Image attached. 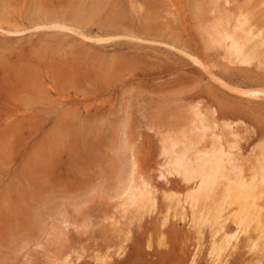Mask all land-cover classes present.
<instances>
[{
	"label": "rangeland",
	"instance_id": "1",
	"mask_svg": "<svg viewBox=\"0 0 264 264\" xmlns=\"http://www.w3.org/2000/svg\"><path fill=\"white\" fill-rule=\"evenodd\" d=\"M240 15L264 35V0H0V264H212L235 223L193 225L195 180L164 148L203 117L199 149L254 163L264 62L230 61L209 32ZM131 183L151 185V209L125 206ZM252 226L219 264H264Z\"/></svg>",
	"mask_w": 264,
	"mask_h": 264
},
{
	"label": "bare ground",
	"instance_id": "2",
	"mask_svg": "<svg viewBox=\"0 0 264 264\" xmlns=\"http://www.w3.org/2000/svg\"><path fill=\"white\" fill-rule=\"evenodd\" d=\"M78 14L75 12L72 20L84 21L85 17ZM53 24L58 27L69 28L71 31L73 29V27L66 25V20L58 23L53 22ZM41 25L42 23L35 26L39 27ZM49 25L52 27V24ZM45 26L48 27L47 25ZM230 26L227 24V21L219 19L213 22L209 31L213 43L219 44L225 49L227 58L229 60L232 59L230 61H238V63H250L253 59L255 61L257 59L258 62H264L263 30L257 29L253 31L247 23L246 15H240L239 18H236L234 24ZM83 36L82 34V38ZM84 37L86 39V36ZM88 37L91 38L92 36ZM192 61L206 67L204 61L198 56H193ZM260 90L262 88L256 89L254 87L245 92L250 95ZM200 122V132L197 136L193 138L187 137L189 135L184 136L186 139L183 142V146L181 145V147L176 149L174 154L172 152L174 145L178 144V138H174L173 136V139H171L169 137L170 140L168 141L170 143L164 149L171 155L168 171L172 170L181 173L185 181L195 180V187L190 189L191 191L182 199L183 203L188 204L192 208L191 222L193 225L203 227L207 224L217 233L224 228V224L229 218H232L235 223V228L230 231L224 228L221 239L217 243L214 241V244H212L210 251L213 259L212 264H219L221 263V258L225 257L224 253L227 248H231L237 241L239 234L246 233L251 225H253L252 229L256 231V236L251 240L250 249H258L264 243V203L260 201L263 198L262 194H264V143L260 144L259 152L254 158V163L251 162L247 170L244 171L242 168L244 165L242 164L243 166L241 167V165L236 163V157L238 156L233 153L235 151H230L233 147L231 143H227L225 146L216 140L218 144L213 142L211 147H208L209 149L205 147L207 150L198 148L197 144L200 143L201 137L205 135V130L208 127V125L204 124L203 117L200 118ZM149 187L151 185L148 183L141 186L131 183L129 195L126 198L127 201L124 202L125 206L126 204L128 206L132 205L139 210L140 214V210L151 209L154 206L155 197L153 198L152 194H150L151 189ZM168 195L173 194L170 193Z\"/></svg>",
	"mask_w": 264,
	"mask_h": 264
}]
</instances>
